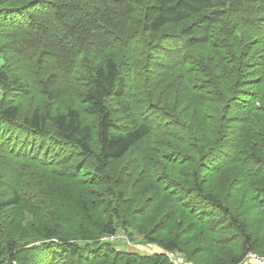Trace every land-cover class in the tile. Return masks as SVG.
<instances>
[{
    "label": "trees",
    "instance_id": "obj_1",
    "mask_svg": "<svg viewBox=\"0 0 264 264\" xmlns=\"http://www.w3.org/2000/svg\"><path fill=\"white\" fill-rule=\"evenodd\" d=\"M1 54L8 61L0 69V163L37 181L29 189L12 186L0 198V214L27 203L41 227L25 242L1 232L0 264H34L26 255L39 250L43 264H175L178 254L197 264L181 240L192 234L187 226L168 228L170 236L162 235L161 224L140 230L124 214V188L106 186L113 163L149 139L164 150L137 151L118 185L127 184L130 165L180 199L181 184L191 177L181 208L213 231L198 241L234 249L239 237L231 227L245 239L241 254L215 264H254L250 253L264 258L251 224L200 184L196 170L219 161L226 179L264 174V0H0ZM69 92L86 106V116L77 108L53 117L46 108L27 109L28 101L51 102ZM184 165L193 168L185 172ZM84 170L98 187L77 207L62 182ZM244 199L264 210V187H252ZM51 215L57 218L47 221ZM124 235L132 243L121 241Z\"/></svg>",
    "mask_w": 264,
    "mask_h": 264
},
{
    "label": "rangeland",
    "instance_id": "obj_2",
    "mask_svg": "<svg viewBox=\"0 0 264 264\" xmlns=\"http://www.w3.org/2000/svg\"><path fill=\"white\" fill-rule=\"evenodd\" d=\"M7 61L8 58H6L5 55L1 54L0 69L7 65ZM19 61L22 64V68H26L21 59H19ZM64 95L65 96L60 95L58 99H55L51 102H48L46 98H44L43 100H41L40 98H36L33 101H28L26 102L28 103L27 109L31 110L37 107L42 109L46 108L48 114L53 117L60 114V112L63 113L69 111L70 108H77V110L83 114L82 117L87 115V111L85 109L86 106L81 103L80 99L75 98V94L72 95L71 92H69L65 93ZM245 100L249 103H252L254 99L249 95L245 97ZM55 101H57V103H55ZM259 106H263V104L261 103V105ZM84 118L87 122H91L90 120L92 116L90 115L87 116V118ZM154 148L159 149L160 152L164 150L155 143L154 139H149L145 142V144H142L129 152L122 160L114 162L113 166H111L106 171L107 176L111 178V181L109 183H106V186L124 188L125 190L126 201L123 205L125 216L128 219L132 220V223L135 224V226L137 225L140 230L142 228L148 230V228H152L156 224H161V228H159V230L162 231V235L166 234L170 236V233L167 232L170 231V229H167L174 228L178 224H181V228L179 230L187 226L186 228L189 229L188 231H185V233L190 231L192 232V234L190 237H181V240L190 247L187 249L186 247H184L185 251L193 256L197 264H215L217 260L221 261L226 257L228 258L230 256L233 257L236 254H241L243 244L242 242L245 239L240 238L241 236L238 235L239 230L237 231L233 227H231L233 235L239 237L238 243L234 244L236 245L234 247L235 250L229 245L223 244L221 242H219L218 245H215L213 241L209 243L198 241V239L203 235H206V233L211 234L213 231L210 228V225L201 222L199 215L191 213L189 210H187V208H181L182 201L188 197L187 193L189 192L190 187L193 186V180L191 177H187V179L181 184L180 192L182 194V197L180 199L178 195L176 197L170 195L169 193H166L152 177L142 175L139 171L136 173L134 167L131 168L130 165V171H128L127 174L125 172V180L127 184L123 186L118 185L116 179L120 176V173L124 169V167L128 163L130 164V162L134 158H136L137 151H143L145 149L155 150ZM211 164H213V168L211 166L206 170L204 168H201L200 164H196V170L200 174V184H202L209 190H213L219 198H221L222 200H226L229 204H232L236 208L237 214L242 219L251 224L250 230L253 233L251 238L255 241L256 247H259L261 250L264 249V215L261 214L264 210L262 208L259 211L257 208L254 209V207L251 204H248L244 199L248 192L251 194L252 187H255L256 189L261 186L264 187V174L253 175L249 178H245L246 180H239V178H236L235 180L226 179L225 172L223 173L221 171L224 163L218 161L217 164H214L213 162H211ZM192 168L193 167L189 168L184 165L181 167V170L187 172L189 169L191 171ZM0 173L2 174V180L0 182V198L2 199L8 197L13 193L14 189L11 188L12 186L17 189V184H20L22 188L29 189L33 186L32 182L37 181L26 180L21 176L16 175L2 163H0ZM87 173L89 176H92V171L84 170L78 175L75 180H72L70 183H68L67 181L62 182L64 184L61 191L63 193L68 191L69 193L77 197V207H79L84 201L90 199L88 195V192L90 190L94 189V187H98L97 182H95L94 184H90V179H88V177H85V174ZM38 180L41 184L46 183V178ZM106 186H101V188H104ZM175 200H180V204H176ZM51 204L53 208H56L54 203L51 202ZM203 206L208 210V212H212L213 216H216L213 218L220 217L217 214L218 212L213 207H209L205 203ZM58 208L61 207L58 205L56 209ZM54 218H57V216L51 215V217H48V219L46 220L50 221V219ZM63 218L65 219L62 225L63 228L70 230L69 223L71 222V219L69 218V216L68 219H66V214H63ZM40 222L41 219L38 212L32 206L25 203L19 207L8 209L4 213L0 214V234L1 232L5 233L10 240L25 242L28 241L25 239L28 237V235L33 236L37 234V232L40 230L39 228L41 227V225H39ZM198 223L202 225V231L197 230V227L195 225H197ZM204 225L207 226L204 227ZM127 238L128 237L126 235L120 237L121 241H126ZM194 242H197L198 245H194ZM39 244L40 242L37 243L36 241L35 245ZM120 246L125 250L130 249L126 248L122 244H120ZM136 247L143 248L144 252H147L149 254H154L156 253V251L158 252L159 250H161L155 245L148 244L143 247L136 245ZM218 249L222 254L218 252ZM26 257L27 260L33 261L34 264H43L46 260L45 253H42L40 250L36 252L33 251V253H30V251H28ZM209 258H211V261L208 260ZM172 259L174 260L173 262H175V264H189V261H187L186 258L182 257L180 254L174 256L172 255Z\"/></svg>",
    "mask_w": 264,
    "mask_h": 264
},
{
    "label": "built area",
    "instance_id": "obj_3",
    "mask_svg": "<svg viewBox=\"0 0 264 264\" xmlns=\"http://www.w3.org/2000/svg\"><path fill=\"white\" fill-rule=\"evenodd\" d=\"M118 236H106L103 238L104 241H108V240H115ZM128 242V239H127ZM248 260H250L251 262H253L254 264H264V258H260L257 255H255L254 253H250L248 255Z\"/></svg>",
    "mask_w": 264,
    "mask_h": 264
}]
</instances>
